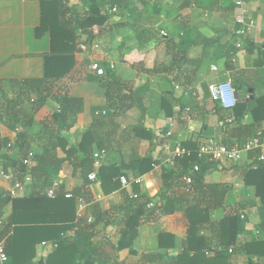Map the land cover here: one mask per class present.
I'll use <instances>...</instances> for the list:
<instances>
[{"label":"crops","instance_id":"0c3cea01","mask_svg":"<svg viewBox=\"0 0 264 264\" xmlns=\"http://www.w3.org/2000/svg\"><path fill=\"white\" fill-rule=\"evenodd\" d=\"M87 1L62 0L65 6L71 9L65 17L72 22L84 17ZM241 1L250 15L258 23L264 24V0ZM97 3L109 13V21L103 36L97 38L93 44V46L97 44V48L100 49L94 48L90 55L76 53L75 57L79 63L77 70L55 82L53 91L37 111L32 113V104L25 101L23 108L28 114L32 113V122L25 127V118L22 115L18 116L17 126L10 124L5 113L4 96L12 98L19 92V85L11 81L43 77L44 57L50 52V38L48 32L40 37L36 36V29L41 22L40 0H0V85L3 88L0 92V139H7L11 144V148H1L0 154L11 159L32 160L31 157L41 150L40 138L45 137L41 122L58 110L56 97L62 94L78 98L82 102V110L78 114L76 124L68 131L62 132L66 148L75 146L95 116L105 110L104 90L98 82L99 77L89 69V65L92 61H98L101 65L109 62L112 66L110 71L123 80L133 82V87L139 89L141 95L142 107L138 105L131 107L127 111L129 118L123 120L122 126L130 128V124L140 120L146 128L154 131L155 137L152 140H141L138 154L144 156L150 150L152 159L161 166L142 174L144 176L142 184L125 188L120 186L109 194L102 192L98 180L91 181L89 188L92 201L86 203L79 213L77 210V218L87 222L88 217L95 218L97 209L102 212L101 221L96 226L92 240L100 245L101 250L111 260L135 263L139 257L131 255L134 251L138 254L161 252L162 249L158 245V235L161 232L174 235L175 247L170 252L177 254L185 237V220L181 212L165 215L158 223L141 224L130 241V246L117 251L115 247L124 225L123 212L118 209L124 204L125 196L131 193L134 186L139 187L141 193L149 195L153 203L159 200L160 171L177 144L188 142L198 144L203 138H213L224 144L242 146L254 136L255 130L264 134V122L258 127H248L252 123L250 113L237 120L232 111L226 110L223 124L220 116L211 111L213 100L208 90L210 84L230 80L238 94V102L251 100L253 97L249 98V95L253 96V90L257 96H264V32L255 30L240 36L237 33L239 24L235 20L237 7L232 15L227 17L224 11H211L208 0H97ZM112 8L116 10L112 11ZM141 12L143 13L140 14ZM150 23H155L159 34L165 31L169 39L159 37L157 32L153 34L145 30L135 33L132 29L135 28L133 26H147ZM227 29L230 30L229 33H226ZM97 31L99 32L98 26L95 33ZM79 35L80 41L83 42L85 34ZM141 36L143 41L138 47L134 45L132 49L123 45L125 41L129 42ZM183 39L194 42L184 52L174 48V43ZM104 42L105 47L102 44ZM139 60L144 63L145 71H139L138 74L129 63ZM212 65L217 67L216 71L211 69ZM148 70L154 71L155 75H149ZM164 76L166 79L162 78ZM169 79L174 80L177 86V101L173 108V116L166 117L158 111L155 99L161 90L170 88ZM250 85L254 87H249ZM249 89L252 92H249ZM31 97L39 98L36 94H32ZM231 118L233 120L229 122ZM16 127L18 131H15ZM18 132L24 133L29 143L23 152H20L18 147L12 148ZM261 153L264 154V145L259 149L244 151L240 162L214 163L217 164L216 167L205 176L207 182H223L229 187L225 209L213 212L212 219L221 218L226 211H237L239 215H244L242 219L247 220L238 236L236 247L231 248L229 262L234 264L246 263L250 257L256 264L257 257L247 255L242 249L243 243L251 238L264 237V230L258 228L259 201L245 194L242 180L236 175L238 173L236 168L249 165L250 159ZM58 156H65L61 149H58ZM122 162H127V159L122 158L117 149L108 150L105 151L99 166L121 165ZM7 165L6 161L0 158V166L4 168ZM7 170L12 172L14 178L25 180L24 175L17 177L11 167H7ZM96 170L95 168V172ZM48 175L50 186L57 183L59 186L73 188L84 183L81 168L69 160L48 171ZM8 185V182L0 178L1 189H6ZM25 187L23 196H29L33 192L46 194L49 188L34 184L32 181L26 182ZM97 194H101V199H96ZM10 208L11 203L4 207L6 216ZM200 234L210 237L211 232L204 229ZM40 243L36 247V262L46 259L53 251L48 249L44 257H40Z\"/></svg>","mask_w":264,"mask_h":264},{"label":"trees","instance_id":"16d2710c","mask_svg":"<svg viewBox=\"0 0 264 264\" xmlns=\"http://www.w3.org/2000/svg\"><path fill=\"white\" fill-rule=\"evenodd\" d=\"M40 1L41 22L36 29V36L40 37L45 32L49 33L50 52L44 57L42 78L23 79L19 82L11 81V83L19 85V92L12 98L5 96L4 98L7 119L14 126L19 123V115L25 118V127L31 124V114L44 104L48 95L53 91L55 82L77 70L79 63L75 54L80 52L88 54L83 46L86 45L85 49L88 48L89 51L97 38L103 36V31L109 21L108 11H104L98 5L97 0H88L85 16L75 22L65 17L71 9L67 8L62 0ZM208 1L211 11H224L227 13V17L232 15L236 7L235 0ZM97 26L99 32L95 33ZM133 27H135L132 28L135 33L145 30L153 34L158 33L155 23ZM229 31L227 29L226 33ZM79 34H85L86 38L83 42L80 41ZM159 37L168 38L167 35L163 36L162 34H159ZM102 44L104 47L106 46L105 42ZM192 44H194L193 40L183 39L174 43V48L184 52ZM172 59L173 57L170 62ZM123 61L126 62V60ZM129 65L138 74L139 71H145L144 63L140 60L130 62ZM110 70L112 69L109 67L105 75L97 76L106 97L105 113L95 116L75 146L66 148V140L62 132L68 131L76 124L78 114L82 110V102L78 98L62 94L56 97L59 104L58 110L41 122L45 137L40 138L41 150L31 157V166L23 164V160L11 159L0 154V158H3L8 164L4 166L6 170L7 167H11L19 178L28 173L31 175L32 183H38L43 187L50 186L48 171L67 160L74 165H79L84 177V183L80 187L59 186L53 198L39 192H33L29 196L10 198L6 196V189L0 188V240L4 241L8 263L234 264L229 262L232 253L228 250L236 247L238 236L247 220L242 219L237 211H226L221 218L212 219L213 212L225 209L229 187L223 182H207L205 180L207 173L217 164L199 160L196 156L197 144L195 142L180 144L190 150L191 155L174 160L171 167L164 165L161 168L159 200L157 202L153 203L149 195L141 193L139 187L134 186L131 193L125 196L124 204L118 209L123 212L124 225L115 247L117 251L130 246V241L141 224L158 223L163 216L179 211L185 220V237L182 239L179 253L170 252L175 247L174 235L161 232L158 235L161 252L138 254L134 251L131 255L139 257L135 263L111 260L101 250L100 245L92 240L96 233V226L101 221L102 212L97 209L96 216L90 223L85 222L82 218H77L76 213L80 209V205L92 201V193L89 188L91 180L87 178V175L95 171L94 153L96 151L117 149L122 158L127 159V162H122L121 165L110 164L96 168V178L104 194H109L120 187V175L127 177L142 175L152 170L158 163L152 159L150 150L144 156L138 154L141 140H152L155 137L154 131L146 128L140 120L130 124V128L122 126L123 120L129 118L127 111L131 107L134 105L142 107L139 89L133 87V82L115 76ZM147 73L155 75L154 71L148 70ZM165 77L162 78L166 79ZM168 81L170 88L156 94L155 105L158 111L166 117H171L174 114L173 108L177 101V91L174 80L169 79ZM249 87L254 86L250 85ZM2 90L0 85V92ZM32 94L38 95L39 98H32ZM252 94L251 100L237 102L231 110L237 120H240L246 113H250L252 117V123L248 125L250 128L258 127L264 122V96H257L254 90ZM25 101L32 104L31 114H28L23 108ZM211 111L217 113L220 116V121L225 123L226 110H223L218 103L213 101ZM253 134H257L256 130ZM7 144V139H0V149L7 147ZM27 144L29 143L25 134L18 132L12 148L18 147L20 152H23ZM58 149H61L65 156L59 157ZM194 163H199L200 168L199 171L191 173ZM236 171H238L236 175L242 180L245 194L259 201L258 228L264 230V161L258 163L255 168L245 165L236 168ZM189 173L192 174V183L185 185L182 176ZM66 192H70L72 197L66 198L64 196ZM133 193H138V197H132ZM79 198H82V202L78 200ZM8 203H11V208L6 216L3 209ZM149 203H152L150 207H148ZM204 229L210 230V237L200 234ZM44 240L57 241L58 246L46 259L36 262V247ZM242 249L247 255L257 257L256 264H264V237H255L245 241ZM242 264H254L252 257L248 259V262Z\"/></svg>","mask_w":264,"mask_h":264},{"label":"built area","instance_id":"2783aa9c","mask_svg":"<svg viewBox=\"0 0 264 264\" xmlns=\"http://www.w3.org/2000/svg\"><path fill=\"white\" fill-rule=\"evenodd\" d=\"M235 5L237 7V12L235 14V20L239 24V28L237 30V33L240 36H245L255 30L264 32V24L258 23L246 10L242 5L241 0H235ZM115 8H112V11H115ZM161 34L163 36L166 35L165 31H161ZM98 45H94L92 48H97ZM83 49H85V46H83ZM110 68L112 69V66L110 65ZM89 69L92 70L96 76H103L105 75V70L103 66L98 61H92L89 65ZM211 69L213 71L217 70V67L215 65L211 66ZM177 89V86H176ZM208 90L211 94V98L214 102L218 103L219 106L223 110H233V108L236 106L238 102V98L236 96V89L233 86L232 82L230 80H224L217 83L210 84L208 86ZM105 111H102L101 114H104ZM98 114V113H96ZM233 118L229 119V122H231ZM15 131H18V128H16ZM264 145V134L257 133L250 139H248L242 146H237L235 144H224L221 143L213 138H203L198 141L197 144V150H196V156L199 160H203L205 162L210 163H224V162H240L243 159V152L244 151H251L255 149H259L261 146ZM11 144L8 143L7 147H10ZM105 154L104 150L97 151L94 153V167L97 168L100 165V161ZM191 155V151L188 149H185L180 144H177L171 153L169 154V157L164 161V165L171 167L174 163V160L182 158L183 156H189ZM264 161V154L261 153L256 157H253L250 159L249 165H251L253 168H255L258 163ZM23 164L27 166L32 165V160H29L28 158L23 159ZM160 164H155L153 169L159 168ZM199 163H194L191 167V173H195L199 171ZM185 174L182 176V180L185 185H189L192 183V174ZM0 178L6 182L9 183L8 187L6 188V196L10 198L23 196L26 191V182H31L32 178L31 175L26 173L24 174L25 180L16 179L13 177L12 172L2 168L0 166ZM87 178L91 181H96V172L92 171L88 173ZM26 181V182H25ZM120 186L121 187H129L131 185H140L144 182V176L143 175H137L134 177H127L125 175H120L119 177ZM238 185V184H237ZM59 187L57 183L51 184V186L46 190V195L50 198L55 197L56 190ZM66 198L72 197V194L70 192H66L64 194ZM101 194L96 195V199H101ZM132 197L137 198L138 193H133ZM80 202H82V198L78 199ZM85 204L80 205L79 211L82 209V207ZM152 203L148 204V207H150ZM241 218L244 217V215H240ZM93 218L88 217L86 221L88 223L92 222ZM73 237V235H72ZM58 246L57 241L51 240L47 241L44 240L40 243V251L39 255L40 257H44V253L49 249L53 250ZM231 252V248L228 250ZM0 264H9L8 263V255L5 250L4 241L0 240Z\"/></svg>","mask_w":264,"mask_h":264},{"label":"rangeland","instance_id":"374dc122","mask_svg":"<svg viewBox=\"0 0 264 264\" xmlns=\"http://www.w3.org/2000/svg\"><path fill=\"white\" fill-rule=\"evenodd\" d=\"M143 41V36H141L140 38L138 37V38H136L135 40L133 39V40H131V41H125L124 43H123V45H126V48L127 47H129V48H134L133 46L134 45H136L137 47L139 46V44H141V42ZM85 47H86V45H85ZM113 48H115V47H113ZM123 48H125L124 46H123ZM122 48V49H123ZM93 49L94 48H91L90 47V49H89V51H88V48L87 49H84L86 52H88V55H90L91 53H92V51H93ZM98 49H100V47L99 48H95V50H98ZM112 49V48H111ZM103 68H104V70H105V72H106V70H107V68H109L110 67V64H109V62L107 63H103Z\"/></svg>","mask_w":264,"mask_h":264},{"label":"water","instance_id":"95a60500","mask_svg":"<svg viewBox=\"0 0 264 264\" xmlns=\"http://www.w3.org/2000/svg\"><path fill=\"white\" fill-rule=\"evenodd\" d=\"M249 92H252V90L249 89ZM236 96H237V98H238V94H237V92H236ZM252 97H253L252 95H249V98H252Z\"/></svg>","mask_w":264,"mask_h":264}]
</instances>
